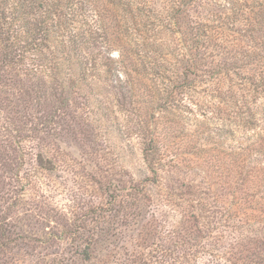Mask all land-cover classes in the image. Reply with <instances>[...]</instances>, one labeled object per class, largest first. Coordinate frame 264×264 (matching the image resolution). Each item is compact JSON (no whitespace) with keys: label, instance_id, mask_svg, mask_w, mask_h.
Masks as SVG:
<instances>
[{"label":"rangeland","instance_id":"374dc122","mask_svg":"<svg viewBox=\"0 0 264 264\" xmlns=\"http://www.w3.org/2000/svg\"><path fill=\"white\" fill-rule=\"evenodd\" d=\"M138 2L169 17L168 0ZM90 8L89 18L69 17L55 28L65 40L72 30L80 41L87 36L80 46L89 67L111 59L109 73L87 81L79 74L63 82L66 67L46 70L53 64L45 56L58 38L51 37L47 49L40 42L37 53L17 45L22 36L9 34L0 19V264H246L237 258V238H253L264 250V217L237 213V190L229 187L226 168L251 131H237L234 119L226 122L232 139L225 136L230 117L218 107L217 80L228 71L224 86L236 90L241 72L264 68V51L252 27L239 23L237 0L191 4L190 16L214 35L221 31L224 43L219 46L214 36L208 42L201 60L206 73L180 97L179 126L158 142L164 156L156 175L142 158L138 91L101 31L87 33L85 22L100 10ZM156 38L169 61L159 60L156 68L161 74L165 67L177 69L178 37L161 27ZM176 118L166 113L163 122ZM131 187L147 197L136 207L124 200ZM179 190L213 208L205 207L183 231L180 213L186 208L174 198Z\"/></svg>","mask_w":264,"mask_h":264},{"label":"trees","instance_id":"16d2710c","mask_svg":"<svg viewBox=\"0 0 264 264\" xmlns=\"http://www.w3.org/2000/svg\"><path fill=\"white\" fill-rule=\"evenodd\" d=\"M34 1L0 0V19L7 24L9 34L14 32L22 36L15 39L17 45H28L37 53L41 51L38 46L40 42H45L47 49L51 37L58 38L57 46L48 52L49 56H45L49 63L53 64L52 67L48 65L46 70L52 72V69L66 67L67 73L63 82L74 80L79 74L82 76L81 81L93 80L100 72L109 73L112 70L109 58H103L100 63L96 61V65L88 66L89 62H86L80 46L81 41L87 37L85 34L81 36L80 41L78 35H72V30L68 40H65L63 34L57 30L62 25L64 27L69 17L84 15L83 17L89 18L86 14L88 6H91L90 11L100 9L93 13L91 23L85 22L86 31L91 33L95 29L96 35L101 31V36L107 39V44L112 45V49L126 66L127 78L138 91L136 106L140 117L136 125L141 129L142 158L150 172L156 175L164 156V150L158 142L179 126L177 120L181 116L176 114L182 112L180 97L186 91L192 90L201 75L206 73V66L201 62L203 52L213 36L212 39H215L219 46H223L222 32L219 30V36L214 35L208 31L206 23L198 17L193 19L190 16L191 4L195 0H168L170 6L167 18L154 14L138 0H38L37 6ZM237 7L241 20L239 23L252 27L255 35L253 39L263 43L261 49L264 51V0H237ZM7 14L10 16L7 17ZM8 20L12 23L7 22ZM8 24L16 26L17 29L15 30L14 26L8 28ZM161 27L176 35L179 44L173 58V62L176 60L177 69L170 71L165 67L162 74L156 68L158 61H169L163 55L164 50L156 38V32H160ZM88 36L91 37L90 34ZM232 73L239 77L236 71ZM241 73L243 77L234 83L236 90L224 86L225 82L230 81L228 71L222 74L221 80H217L219 94L216 98L220 102L218 107L230 117L225 119L222 127L225 136L232 139L234 129L228 123L233 125L234 119H237V131H251L248 142L237 146L236 160L228 162L229 168H225L231 181L229 187L234 186L237 190V213L243 214L247 210L251 214L257 213L264 217V68L245 70ZM149 79L152 84L143 87L142 83ZM153 106L154 110L151 111ZM166 113L174 118L176 116V120L164 123ZM188 192L181 190L180 194H174L176 202L183 203L186 208L180 213L182 231L190 225L191 218L197 220L202 217L204 208L210 206L204 198L195 199V196ZM125 198L127 203L136 207L147 197L145 190L139 191L131 187L127 189ZM116 201L117 199L114 203H121L120 200ZM237 222L247 221L237 217ZM237 248L241 250L237 255L239 262L247 260L246 264H264V250L257 248L253 238H237Z\"/></svg>","mask_w":264,"mask_h":264}]
</instances>
